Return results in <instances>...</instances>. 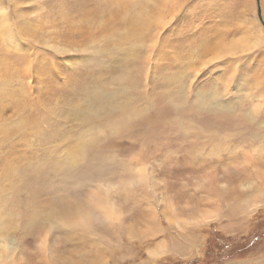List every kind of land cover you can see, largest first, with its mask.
I'll return each instance as SVG.
<instances>
[{"label": "rangeland", "instance_id": "1", "mask_svg": "<svg viewBox=\"0 0 264 264\" xmlns=\"http://www.w3.org/2000/svg\"><path fill=\"white\" fill-rule=\"evenodd\" d=\"M0 1L6 264H264L255 0ZM107 185L121 224L83 229Z\"/></svg>", "mask_w": 264, "mask_h": 264}, {"label": "bare ground", "instance_id": "2", "mask_svg": "<svg viewBox=\"0 0 264 264\" xmlns=\"http://www.w3.org/2000/svg\"><path fill=\"white\" fill-rule=\"evenodd\" d=\"M2 2L0 1V31H2V33L5 34V38H7V40H11L13 38V28H12V24H10L9 20H8V15L4 12V10L2 9ZM160 12H158L159 14ZM137 15V14H136ZM143 15V14H142ZM138 16V15H137ZM148 16V15H147ZM160 19V18H159ZM143 21L145 22H149V18H145V19H139V23H141ZM152 20V19H151ZM129 21V20H128ZM131 21V20H130ZM134 22V20H132ZM154 22V21H153ZM161 22V21H160ZM138 23V24H139ZM130 25V24H129ZM141 25V24H140ZM147 26V24L144 26V28ZM132 27V26H131ZM134 27V26H133ZM132 27V28H133ZM149 27V26H148ZM143 28V26L141 27ZM143 28V29H144ZM134 29V28H133ZM137 31V29H134ZM13 31V32H12ZM140 31V29H139ZM28 33V31H26ZM133 32V30H132ZM141 32V31H140ZM26 33V34H27ZM131 34V33H130ZM134 35V34H133ZM128 36V35H127ZM136 36V35H135ZM124 40V39H123ZM258 40H256L255 42H257ZM253 43V42H252ZM251 43V44H252ZM255 44V43H254ZM221 46V45H220ZM247 45L244 46L243 43H237L236 41H233V43H231L228 48L225 47L221 48V49H216L215 52H220V53H224L225 51L229 52V53H234L236 51H243L244 48ZM208 51V50H207ZM237 53V52H236ZM216 55V54H215ZM214 55V56H215ZM229 55V54H228ZM206 176V175H205ZM129 182V183H127ZM127 182H121L119 183V187L118 189H120V191H122L123 193H127L130 192L131 190H133L134 188H136L137 186H140L143 182H141L139 179L133 180V181H127ZM202 183L207 182L206 178H202L201 180ZM116 186L114 185H107L106 187H104V191L101 195L102 198H108V205L107 208L100 206L97 207L96 205H93V207H90L87 205L86 209V215H80L78 218V222L81 224L83 229H90L91 226H93V221L94 222H104V225H110L111 226H117L118 224L120 225L121 223H119V219H120V214L117 212V210L115 209V207L112 205L111 203V194L112 190L115 188ZM119 191V190H118ZM133 192V191H132ZM98 203H102L101 199L97 200ZM118 210H120L118 208ZM206 217V216H205ZM149 220V219H148ZM169 224V223H168ZM123 226V225H122ZM119 227V226H118ZM161 230V229H160ZM162 231V230H161ZM129 232V231H128ZM0 254H1V258H0V264H6L7 263V250L8 247L2 242L1 246H0Z\"/></svg>", "mask_w": 264, "mask_h": 264}, {"label": "trees", "instance_id": "3", "mask_svg": "<svg viewBox=\"0 0 264 264\" xmlns=\"http://www.w3.org/2000/svg\"><path fill=\"white\" fill-rule=\"evenodd\" d=\"M250 245H251V243H249V245H245V246H244V245H243V246H237V249H236L235 253H236L238 256H240V255H244V252L247 251L248 246L251 247ZM246 248H247V249H246ZM210 264H212V263L210 262ZM214 264H216V262H215Z\"/></svg>", "mask_w": 264, "mask_h": 264}, {"label": "water", "instance_id": "4", "mask_svg": "<svg viewBox=\"0 0 264 264\" xmlns=\"http://www.w3.org/2000/svg\"><path fill=\"white\" fill-rule=\"evenodd\" d=\"M256 2V9H257V13H258V17H259V22H260V25L264 27V23L260 17V4H259V0H255Z\"/></svg>", "mask_w": 264, "mask_h": 264}]
</instances>
